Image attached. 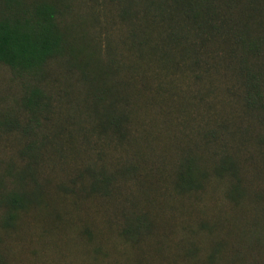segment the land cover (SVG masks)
I'll return each instance as SVG.
<instances>
[{"label":"trees","instance_id":"obj_1","mask_svg":"<svg viewBox=\"0 0 264 264\" xmlns=\"http://www.w3.org/2000/svg\"><path fill=\"white\" fill-rule=\"evenodd\" d=\"M0 1V65L27 80L23 106L34 125L33 135L54 114V96L43 85L54 64L63 67L61 75L82 84L86 90L82 113L91 115L89 125L79 128L76 113H71V123L55 129L63 145L44 137L23 149L21 157L30 161L10 181L15 190H4L0 176V206L10 218L47 200L61 173L65 178L57 184L58 192L66 195V201L73 198L77 210L94 197L111 198L117 193L121 202L129 182L156 178L159 183L171 168L176 189L203 190L211 173L199 147H191V139L217 145L220 134L211 129L194 137L173 126L191 123L187 112H214L220 96L214 91L212 100L206 101L207 80L208 92L216 90L213 80L238 83L237 88H228L229 97H240L248 112L264 113V0H124L119 18L129 30L121 36L107 30L105 44L85 18L74 22L69 0ZM7 128L20 129L12 116L0 114V131ZM102 138L107 146L100 143ZM113 142L114 151L107 153ZM82 148L96 158L97 166L84 159ZM45 155L56 180L42 183L39 173ZM108 156L118 160L110 165ZM213 171L216 177L239 180L237 165L229 157ZM151 187L149 183L147 188ZM230 195L245 196L237 184ZM135 220L136 229L128 224L124 229L126 237L135 240L144 231L148 233L142 236L149 237L155 219ZM210 223L217 226L213 220ZM220 244L210 253H204L203 247L190 249L187 256L193 252L191 257L199 255L213 264ZM258 263L264 264V259Z\"/></svg>","mask_w":264,"mask_h":264},{"label":"rangeland","instance_id":"obj_2","mask_svg":"<svg viewBox=\"0 0 264 264\" xmlns=\"http://www.w3.org/2000/svg\"><path fill=\"white\" fill-rule=\"evenodd\" d=\"M69 1L74 22L82 23L79 18H85L95 35L102 36L104 44L107 30L112 29L116 36L129 30L128 24L119 18L124 0ZM62 73L63 67L54 64L48 83L43 84L45 91L54 96L55 109L49 121L33 135L34 125L23 106L27 80L0 65V114L12 116L20 127L0 131V176L4 190H15L10 181L29 163L20 152L31 142L52 137L57 146L63 145L54 133L61 124L71 123V113L77 115V127L90 123L91 115L82 113L86 90L75 77ZM207 84L210 85L209 80ZM209 85H204L206 101L212 100L214 91L220 96L214 101V112H187L191 123L180 121L173 126L192 132L194 137H203L211 129L220 134L217 145L191 139V147H199L197 151L211 173L203 190L187 193L176 189L171 168L159 183L156 178L129 182L121 202H117L116 193L111 198H91L88 206L77 210L72 206L73 198L66 201V195L58 192L57 184L65 178L61 173L44 202L29 205L14 218L6 216V208L0 206V264H212L205 263L202 256L191 257L193 252L189 256L187 253L198 247L210 253L218 243L220 251L216 255L221 260L213 264H259L261 257L264 259V113L248 112L240 97H229L228 88L235 89L238 83L234 85L225 78L213 80L216 90L208 92ZM191 88L195 89L189 85L188 89ZM226 102L231 104L226 107ZM102 140L100 143L107 146V141ZM114 144L107 153L114 151ZM53 147L54 143L50 149ZM83 149L80 154L84 159L97 166L96 158ZM226 157L237 165L239 180L215 176V165ZM42 160L40 181L56 180L48 167L50 160L46 155ZM117 160L118 156H108L106 163L111 165ZM149 183L152 187L148 189ZM236 184L245 194L239 199L230 195ZM86 210L89 216L85 217ZM142 216L155 219V227L149 237L142 236L148 233L144 231L137 240H131L124 229L128 225L136 229L135 219ZM212 220L217 223L215 228L210 226Z\"/></svg>","mask_w":264,"mask_h":264}]
</instances>
